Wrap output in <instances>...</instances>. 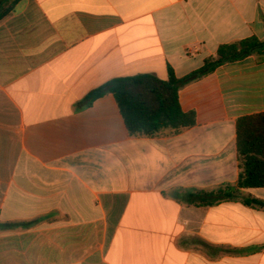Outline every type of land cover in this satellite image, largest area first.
<instances>
[{"label":"crops","instance_id":"crops-1","mask_svg":"<svg viewBox=\"0 0 264 264\" xmlns=\"http://www.w3.org/2000/svg\"><path fill=\"white\" fill-rule=\"evenodd\" d=\"M251 36L264 39V0L16 3L0 19V264H264L263 209L187 203L236 183L234 122L264 112V59L182 87L196 124L177 134L129 137L111 94L86 101Z\"/></svg>","mask_w":264,"mask_h":264},{"label":"trees","instance_id":"trees-1","mask_svg":"<svg viewBox=\"0 0 264 264\" xmlns=\"http://www.w3.org/2000/svg\"><path fill=\"white\" fill-rule=\"evenodd\" d=\"M21 0H0V19ZM249 56L264 59V39L251 36L220 45L204 59L203 65L177 78L168 68L166 79L153 74H137L112 79L86 96L87 105L111 94L117 104L129 137L153 138L166 131L177 134L196 124L192 111H182L178 93L185 85L211 74L219 66ZM235 151L238 177L234 184L225 183L211 191L187 190V203L210 206L225 201H240L243 205L264 210V201L242 196L241 189H264V112L238 117L234 122Z\"/></svg>","mask_w":264,"mask_h":264}]
</instances>
